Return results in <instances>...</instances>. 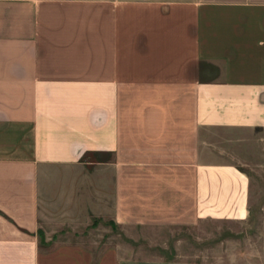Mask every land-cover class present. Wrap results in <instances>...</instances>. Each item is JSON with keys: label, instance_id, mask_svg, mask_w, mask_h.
Wrapping results in <instances>:
<instances>
[{"label": "crops", "instance_id": "obj_1", "mask_svg": "<svg viewBox=\"0 0 264 264\" xmlns=\"http://www.w3.org/2000/svg\"><path fill=\"white\" fill-rule=\"evenodd\" d=\"M259 144L264 0H0V264H264Z\"/></svg>", "mask_w": 264, "mask_h": 264}, {"label": "rangeland", "instance_id": "obj_2", "mask_svg": "<svg viewBox=\"0 0 264 264\" xmlns=\"http://www.w3.org/2000/svg\"><path fill=\"white\" fill-rule=\"evenodd\" d=\"M260 148H264L263 144H259ZM262 156L258 159L247 158V165L244 166V169L249 171L252 178V207L253 213L251 221L254 225H263L264 224V149L259 152ZM86 243H90L89 237L86 240ZM42 246L47 247L52 244L45 241V236L42 233L41 236Z\"/></svg>", "mask_w": 264, "mask_h": 264}, {"label": "trees", "instance_id": "obj_3", "mask_svg": "<svg viewBox=\"0 0 264 264\" xmlns=\"http://www.w3.org/2000/svg\"><path fill=\"white\" fill-rule=\"evenodd\" d=\"M41 236H42V233H41Z\"/></svg>", "mask_w": 264, "mask_h": 264}]
</instances>
